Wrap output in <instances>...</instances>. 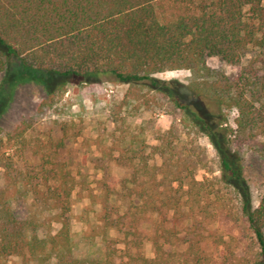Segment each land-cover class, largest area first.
I'll list each match as a JSON object with an SVG mask.
<instances>
[{"label": "trees", "instance_id": "obj_1", "mask_svg": "<svg viewBox=\"0 0 264 264\" xmlns=\"http://www.w3.org/2000/svg\"><path fill=\"white\" fill-rule=\"evenodd\" d=\"M249 46L264 48V0H0V71L19 60L60 76L107 74L129 85L122 106L136 101L176 120L159 131L157 143L134 136L132 147L119 150L128 169L122 179L100 180L99 190L86 195L77 191L99 205L78 235L71 222L75 177L59 163L49 167L45 155L35 171L17 170V150L7 145L19 138L25 146L24 130L0 135V264L11 256L17 264H264V194L255 204L231 158V140L264 149V54L234 80L205 63L216 55L237 64ZM182 69L191 75L187 88L205 106L236 109L234 126L222 111L217 123L209 120L178 81L155 77ZM183 132L210 138L228 197L221 189L212 197L211 180L196 178L201 153L183 145ZM155 155L161 164L152 161ZM29 195L21 217L14 204ZM219 216L235 226L228 239L210 228Z\"/></svg>", "mask_w": 264, "mask_h": 264}, {"label": "rangeland", "instance_id": "obj_2", "mask_svg": "<svg viewBox=\"0 0 264 264\" xmlns=\"http://www.w3.org/2000/svg\"><path fill=\"white\" fill-rule=\"evenodd\" d=\"M244 10L247 11L248 7ZM258 54H264V48L249 46L237 64L227 63L216 55L207 56L205 63L211 72L234 80L242 67ZM190 76L185 69L155 74L161 80L178 81L180 92L187 101L209 120L216 122L221 119L222 111L227 117L226 125L234 126L236 109L219 110L214 104L205 106L187 88ZM61 82H65L63 88L59 87ZM128 87V84L117 82L107 74L86 78L60 76L25 68L19 60L10 61L0 71V135L7 139L24 130L25 146L20 144L19 138L9 140L7 145L9 152L17 150V170L35 171L37 165L43 162L42 155H45V159L50 161L49 167L52 163H59L75 177L77 184L73 193L71 221L75 235L85 229V221L95 219L99 209V205L92 204L88 197L80 198L77 191L86 195L91 189L99 190L100 180L116 182L122 179L128 174V169L120 163L119 150L132 147L134 136L150 145L155 144L159 131L176 123L170 114L159 108L145 109L136 101L122 106ZM182 137L183 145L201 153L202 161L196 164L194 170L196 178L204 180L208 177L211 180L207 184L212 197L218 189H221L220 194L228 197L230 192L221 182L218 151L210 138L205 134L188 136L184 132ZM231 151L232 161L241 168L256 204L264 194V149L255 143L238 146L231 140ZM152 161L161 164L162 159L155 155ZM3 185V169L0 168V187ZM30 203L29 195L26 202L14 204L21 217L27 216ZM220 218L218 222H212L210 228L228 239L236 233L235 226L232 221ZM82 247L85 250L88 248L86 245ZM174 249L179 251L177 246ZM145 251L148 256H153L149 242ZM19 261L18 257L11 256L7 264Z\"/></svg>", "mask_w": 264, "mask_h": 264}]
</instances>
